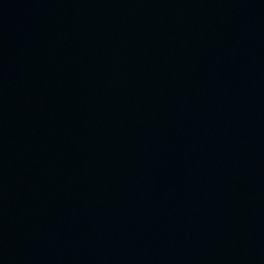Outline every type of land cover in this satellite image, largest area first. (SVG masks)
Here are the masks:
<instances>
[{
  "label": "water",
  "instance_id": "1",
  "mask_svg": "<svg viewBox=\"0 0 264 264\" xmlns=\"http://www.w3.org/2000/svg\"><path fill=\"white\" fill-rule=\"evenodd\" d=\"M0 264H264V0H0Z\"/></svg>",
  "mask_w": 264,
  "mask_h": 264
}]
</instances>
